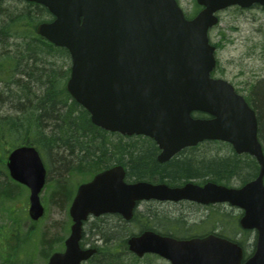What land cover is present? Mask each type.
<instances>
[{"label":"water","instance_id":"95a60500","mask_svg":"<svg viewBox=\"0 0 264 264\" xmlns=\"http://www.w3.org/2000/svg\"><path fill=\"white\" fill-rule=\"evenodd\" d=\"M2 1V0H0ZM41 4L54 16L37 33L69 51L70 95L92 123L124 136H147L167 162L206 140L230 143L237 154L259 164L258 177L241 188L209 182L170 188L145 182L127 184L122 166L104 170L79 186L70 208L73 219L66 250L48 264H82L95 252L80 247L89 216L120 214L130 220L137 202L188 200L203 205L229 203L244 210L241 225L258 232L257 250L245 264H264V152L256 113L234 87L214 79L215 50L208 31L216 13L231 6H264V0H198L202 10L187 20L176 0H24ZM201 112L211 118H195ZM11 178L30 189L29 214L45 212L40 192L47 170L35 147L21 146L7 159ZM130 250L158 254L171 264H241L242 249L216 236L176 240L152 231L132 237Z\"/></svg>","mask_w":264,"mask_h":264},{"label":"trees","instance_id":"16d2710c","mask_svg":"<svg viewBox=\"0 0 264 264\" xmlns=\"http://www.w3.org/2000/svg\"><path fill=\"white\" fill-rule=\"evenodd\" d=\"M3 3L0 2L1 167L5 168L6 158L13 149L29 145L36 147L45 157L51 155L54 149L61 151L63 167H69L70 161L77 159L80 160L79 165L90 164L94 161L93 156H97V159L103 158V162L95 161L93 164L101 169L115 162L127 168L130 179L172 186L190 181H212L233 186L237 180H240V185H244L258 176L256 161L249 155L240 156L232 150L225 156L207 158L197 153L200 145L184 151L170 164L160 165L155 161V144L148 139L140 140L142 145L138 140L139 144L123 146L124 137L118 136L120 142L115 147L111 137L117 134L93 125L89 113L67 91L71 69H64L59 60L69 59L68 51L55 47L37 34L39 24L53 20L49 11L35 3H25L24 8L10 11L2 8ZM247 100L258 115L261 137L264 127V91L260 89L254 100L250 97ZM126 157L128 164L124 161ZM60 190H63V186ZM69 194L72 198V192ZM64 195L61 191L60 196ZM9 197L10 194L5 192L4 198ZM176 221L168 230L191 231V228L181 227L180 219ZM107 228L93 229L94 234L100 232L105 238L104 245L90 261L93 264L96 261L101 264L120 262L118 255L112 251L114 241L122 245L127 240L111 232L110 227ZM165 233L175 236L170 231Z\"/></svg>","mask_w":264,"mask_h":264},{"label":"rangeland","instance_id":"374dc122","mask_svg":"<svg viewBox=\"0 0 264 264\" xmlns=\"http://www.w3.org/2000/svg\"><path fill=\"white\" fill-rule=\"evenodd\" d=\"M178 1L187 14L194 13L196 0ZM24 7V2L10 0L5 1L2 8L13 11ZM210 36L213 43L221 45L217 53L218 66L215 76L228 80L241 94L254 100L257 91L260 89L264 91V9L230 8L222 11L220 23L213 28ZM59 64L64 69L71 67V59L65 61L60 59ZM261 131L260 139L264 146V127ZM137 139L139 137L130 140L124 138L123 146L139 144ZM111 140L115 147L119 145L118 136H112ZM140 144L142 145L141 141ZM2 150L3 147H0V159ZM230 151L226 145L205 143L199 147L197 153L208 158L214 155L225 156L230 154ZM60 152L54 149L51 155H47L48 178L41 193L46 214L38 222H33L29 217V190L12 181L7 169L1 167L0 163V264H47L54 251L64 249V241L70 234L72 224L68 193L74 191L75 194L80 183L90 180L94 173L101 170L100 166L93 163L95 161L102 163L103 158L97 159V156H93L94 161L83 165H79L80 160L77 159L70 161L69 167L67 164L63 167ZM125 159L129 161L128 157ZM240 184V180L233 183L235 186ZM62 186L63 190H60ZM3 190L11 191L9 198H4ZM61 191L67 193L62 197ZM163 209L165 212L160 214V225L163 230L167 228L169 231L171 224H176L178 219L182 221V228L193 226L195 232L213 229L215 225L211 219L196 228L194 224L206 219L209 212L193 205L166 204ZM230 218L235 219L231 215ZM233 224L232 221L222 224V228L230 236H233L232 229L235 228ZM129 228L131 232H136L135 226ZM127 234L123 232L120 235L126 237ZM119 259L121 264H167L165 260L153 256L137 260L127 252L120 254Z\"/></svg>","mask_w":264,"mask_h":264},{"label":"flooded vegetation","instance_id":"af4514ba","mask_svg":"<svg viewBox=\"0 0 264 264\" xmlns=\"http://www.w3.org/2000/svg\"><path fill=\"white\" fill-rule=\"evenodd\" d=\"M236 9H238V8H236ZM239 10H241V9H239ZM214 45L216 46L217 51H219V47H221L220 43H216V44L214 43ZM153 143L155 144V147L157 149L155 152L156 163H158L160 165L170 164V162L175 159L174 158V159H172L166 163H159L158 157L161 154V151L159 150L157 144L154 141H153ZM154 183L160 184V182H154ZM166 204H190V205H193L197 208H200L201 210L206 209L205 207H207V206H202V205H199L197 203L187 202V201L180 202V203H172V202H162V201H157V200H151V201L143 202V203H140L137 205V207L135 209L136 218L134 216V219H132L130 222H125L120 215H107V216H104V217H101L98 219H90L87 222L88 224L85 225L86 227L84 230V236H83V240H82V244L83 243L85 244L84 249H90V248H95V247L97 248L98 246H100V244L105 243V240H104L105 238L101 235L100 232L96 233V236H93L90 240H87V238L89 237V235L87 233L89 231L91 232L94 227H98L100 229H108L107 228V226H108V227H110L109 230H111V232H113L117 236H119L120 234H123V232L126 231L127 229H129V227H131V226H135L138 229H140V226H142L140 224V222H143V228L148 227L150 230L160 232L161 231L160 214L162 212H165L163 207L165 208ZM214 208L216 210L218 208V210L220 209L222 211V213H224L226 215L231 214L236 218H238V217L241 218L243 215V212L241 210L232 208V207H230L228 205H224V204L214 205L212 207L208 206L206 210L213 213L212 209H214ZM154 223H156V224H154ZM241 233H242V235H239L238 237L245 239L246 238L245 234H243V232H241ZM203 236H206V235H203ZM253 238L255 239V234H254ZM114 242H117V241L115 240ZM255 248H256L255 240H252L251 243L248 242V244H246V247L243 248L245 257L247 256L246 259L254 254ZM112 251H114L118 256L122 253H126V252L129 253L130 252L129 247L124 246V245L115 246L112 248ZM149 256L150 255H147L143 259H145L146 257H149ZM153 257H157V256H153ZM99 264H101V263L99 262Z\"/></svg>","mask_w":264,"mask_h":264}]
</instances>
